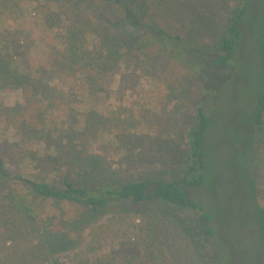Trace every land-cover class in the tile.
Instances as JSON below:
<instances>
[{
	"label": "rangeland",
	"instance_id": "374dc122",
	"mask_svg": "<svg viewBox=\"0 0 264 264\" xmlns=\"http://www.w3.org/2000/svg\"><path fill=\"white\" fill-rule=\"evenodd\" d=\"M52 1L57 3V10L51 7ZM260 2L254 0L250 7L231 67L216 69L208 63L201 67L212 81L214 96V101L205 102L213 114L207 133L209 167L205 184L189 190V195L215 217L224 264H264V246L255 219V204L264 219V113L254 144L248 142L255 101L263 90L253 30L248 29L249 20L264 16ZM19 4L14 7L15 13L0 17V30L13 35L24 68L43 75L55 92V101L45 118L43 134L21 138L20 132L8 127L0 115V156L6 166L24 177L55 185L64 175L103 187L179 175L185 135L192 124L200 86L192 83L191 95L183 105L165 78L164 72L172 74L169 67L161 73L149 65L126 69L122 63L109 67L90 83L87 73L64 57L68 55L63 50V35L78 21L73 10L79 4L75 6L72 0H45L43 4L24 0ZM146 10L165 30L185 32L179 17L160 5ZM109 12H104L106 19ZM117 30L127 39L133 33L125 23ZM209 37H201L200 42H208ZM125 47L129 48L126 43ZM132 73L138 76L136 83H125L126 75ZM22 100L19 89L0 90V106ZM249 162L254 194L246 183ZM192 214L174 205L150 203L142 210L130 207L93 213L89 224L75 229L67 221L84 216L81 208L69 203L51 204L43 216L52 217L50 227L55 231L65 229L67 224L68 248L31 264H77L85 257L108 254L134 229L153 228L155 221L166 230L159 238L174 264H202L177 217L190 219ZM24 246L22 238H8L0 243V254L13 256L15 249Z\"/></svg>",
	"mask_w": 264,
	"mask_h": 264
},
{
	"label": "trees",
	"instance_id": "16d2710c",
	"mask_svg": "<svg viewBox=\"0 0 264 264\" xmlns=\"http://www.w3.org/2000/svg\"><path fill=\"white\" fill-rule=\"evenodd\" d=\"M23 1L0 0V17L15 13L14 7ZM39 1L42 4L45 2ZM72 1L75 6L79 4V8L76 10L74 7L73 10V16L78 15V21L63 35L66 40L63 50L68 55L64 57L87 73L90 83L96 82L99 74L109 67L122 63L126 69L130 65L141 68L149 65L161 73L169 67L172 74L167 76L164 72L165 78L170 90L183 105L191 95L192 83L196 82L200 86L192 124L185 135L186 147L180 174L169 178L146 177L116 187H103L96 182L80 183L64 175L60 183L55 185L11 171L0 156V243L12 237L18 240L22 238L25 243L24 248L15 249L13 256L0 254V264H31L39 257L50 259L57 251L67 250V224L65 229L55 231L50 227L52 217L43 216L44 210L51 204L69 203L81 208L84 216L67 221L76 229L89 224L93 213L121 211L130 207L142 210L146 204L161 202L193 213L190 219L177 217L182 224L181 230L190 237L194 252L202 264H224L215 217L189 195V190L205 184L209 167L207 133L213 114L205 102L213 100L214 96L212 81L201 67L205 63L216 69L231 67L254 0ZM261 4L264 5V0L258 6ZM151 5H160L178 16L185 25V32L172 33L159 26L148 16L146 9ZM51 7L58 9L55 1L51 2ZM107 9H110L108 19L104 16ZM124 23L133 29L130 39L118 33L117 29ZM248 23V29L253 30L263 84L249 123L248 142L254 144V135L261 128L264 113V16L253 18ZM205 35L211 36L209 41L200 42ZM125 43L129 48L125 47ZM137 80L138 76L132 73L126 75L125 83L135 84ZM7 88L19 89L23 96L19 104L0 106V115L7 126H14L21 138L43 134L44 121L55 101V92L41 73L33 74L24 68V58L13 45V35L0 30V90ZM24 111L26 113L23 114ZM22 114L23 117H19ZM17 120H20L19 123ZM249 168L250 162L246 183L254 194ZM255 206V219L264 246L262 210L258 205ZM153 224L156 232L151 227L134 229L110 253L85 257L78 260L77 264H174L170 253L163 248L164 241L159 238L166 230L160 227L158 221Z\"/></svg>",
	"mask_w": 264,
	"mask_h": 264
}]
</instances>
